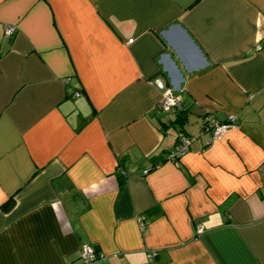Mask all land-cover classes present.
Wrapping results in <instances>:
<instances>
[{
  "label": "crops",
  "instance_id": "0c3cea01",
  "mask_svg": "<svg viewBox=\"0 0 264 264\" xmlns=\"http://www.w3.org/2000/svg\"><path fill=\"white\" fill-rule=\"evenodd\" d=\"M0 264H264V0H0Z\"/></svg>",
  "mask_w": 264,
  "mask_h": 264
},
{
  "label": "built area",
  "instance_id": "2783aa9c",
  "mask_svg": "<svg viewBox=\"0 0 264 264\" xmlns=\"http://www.w3.org/2000/svg\"><path fill=\"white\" fill-rule=\"evenodd\" d=\"M15 30L16 27L13 24H6L4 27V34L6 36L13 35ZM80 94L81 93L79 90H75L72 93L73 96H78ZM158 105L164 109L172 110L182 107L179 97L172 91L171 88H166L164 90ZM204 119L205 120L203 123V128L215 133L225 130L227 127H229L233 123L234 116H230V121H222L214 115L208 113L204 116ZM177 138L178 140L169 154V158L171 159H175L180 154L185 152L189 147L191 141L194 139L192 135L184 131H179ZM139 222L142 227L145 225V221L142 217L139 218ZM197 227L199 230L201 229L200 224H198ZM80 257L83 262H91L96 260L98 258V255L96 254V251L91 244H85L80 250Z\"/></svg>",
  "mask_w": 264,
  "mask_h": 264
},
{
  "label": "trees",
  "instance_id": "16d2710c",
  "mask_svg": "<svg viewBox=\"0 0 264 264\" xmlns=\"http://www.w3.org/2000/svg\"><path fill=\"white\" fill-rule=\"evenodd\" d=\"M182 107L180 108H176L175 110H173L175 113H176V116H175V120L174 121H177L180 125L183 124L184 120L186 117H183L182 114H180V112L182 111ZM208 114V113H207ZM206 115V114H205ZM213 115V114H212ZM204 118H203V123H204ZM222 121H230V116L225 118V119H220ZM202 127H203V124H202ZM179 131H184L183 129H180ZM185 132V131H184Z\"/></svg>",
  "mask_w": 264,
  "mask_h": 264
}]
</instances>
